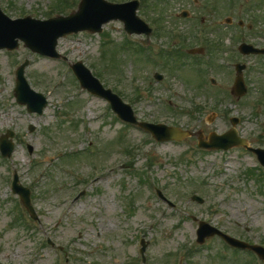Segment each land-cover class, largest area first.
I'll return each instance as SVG.
<instances>
[{
	"label": "rangeland",
	"instance_id": "rangeland-1",
	"mask_svg": "<svg viewBox=\"0 0 264 264\" xmlns=\"http://www.w3.org/2000/svg\"><path fill=\"white\" fill-rule=\"evenodd\" d=\"M0 5L11 18L48 19L78 8L76 0H0ZM148 11L163 22L157 28L160 37L149 45L164 51L162 58L179 47L187 55L197 45L194 38L207 35L222 38L212 43L216 56L204 46L205 57L176 58L172 71L170 62L158 65L155 52L139 47L143 36L126 39L119 22L106 25L102 34L61 39L57 50L67 62L44 58L23 45L0 52V136L8 129L17 133L12 158L0 156V264L254 263L218 238L202 246L196 240L199 223L205 221L264 245V168L256 156L244 148L203 151L196 137L158 143L124 125L109 104L82 90L69 65L83 61L139 119L209 135L226 132L231 118L239 117L240 135L250 146L264 148V58L238 51L243 42L264 45V0H156L148 3ZM183 11L190 15L181 17ZM228 18L231 24L225 23ZM180 35L193 39L185 42ZM25 62L31 88L48 98L43 115L17 103L16 71ZM236 63L252 65L244 75L249 90L241 99L232 95ZM157 72L165 76L162 82L154 78ZM15 175L31 189L40 225L12 193ZM157 190L167 201L158 198Z\"/></svg>",
	"mask_w": 264,
	"mask_h": 264
},
{
	"label": "water",
	"instance_id": "water-1",
	"mask_svg": "<svg viewBox=\"0 0 264 264\" xmlns=\"http://www.w3.org/2000/svg\"><path fill=\"white\" fill-rule=\"evenodd\" d=\"M138 6L139 2L137 1L116 5L105 0H82L79 5V10L70 16H60L45 21L36 20L31 17L11 20L0 8V50H15L20 46L19 41H22L25 46L34 53L54 59H62L64 57L56 50L60 38L71 34H77L81 31H89L91 33L102 32L103 25L112 20L118 19L123 21L125 29L129 34H146L149 37L152 30L137 16L136 12ZM240 51L245 55L251 53H264V50H257L246 44H243L240 47ZM195 52L197 51L193 50L190 53ZM28 65V62H25L17 71L15 95L18 103L28 106L29 112L42 114L43 109L47 105V101L42 94L36 93L28 84L25 78V68ZM72 68L83 88L88 89L94 95L107 100L111 103L114 112L117 113L122 120L150 132L157 141H182L193 135L190 131H184L176 127L138 122L134 116L132 108L125 104L117 95L113 94L111 90H106L82 63H77L73 65ZM244 68L245 67L241 65L237 66L238 78L235 82L233 94L238 97H241L246 93V88L241 77ZM156 78L161 80L163 77L157 75ZM238 122V119H233L234 125ZM31 130H34V128H31ZM197 135L199 136V146L201 148L229 150L235 146H243L257 154L260 162L264 166V150L250 148L247 141L238 135L236 129H232L224 135L213 133L209 136V141L205 140L202 131L198 132ZM13 136L14 134L9 132L0 140V149L5 158L11 157L14 151L13 143L8 140L9 137ZM13 186L14 192L21 196L22 201L29 209L32 217L37 219L33 207L31 206L30 192L18 185L17 176L15 177ZM193 200L200 203L203 202V200L198 197H194ZM197 234L199 243H204L205 239L208 237L219 235L233 247L253 249L264 259V249L249 246L244 242H240L223 234L220 230L211 227L207 223H200ZM144 251L145 248H143L142 252Z\"/></svg>",
	"mask_w": 264,
	"mask_h": 264
},
{
	"label": "trees",
	"instance_id": "trees-1",
	"mask_svg": "<svg viewBox=\"0 0 264 264\" xmlns=\"http://www.w3.org/2000/svg\"><path fill=\"white\" fill-rule=\"evenodd\" d=\"M129 152V151H128Z\"/></svg>",
	"mask_w": 264,
	"mask_h": 264
}]
</instances>
